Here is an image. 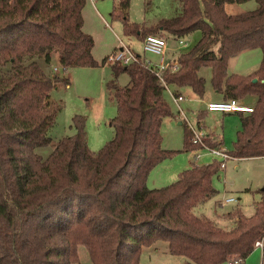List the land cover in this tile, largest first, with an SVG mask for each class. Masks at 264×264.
I'll return each mask as SVG.
<instances>
[{
	"label": "trees",
	"instance_id": "16d2710c",
	"mask_svg": "<svg viewBox=\"0 0 264 264\" xmlns=\"http://www.w3.org/2000/svg\"><path fill=\"white\" fill-rule=\"evenodd\" d=\"M180 1L179 15L147 27L128 23L130 0H122L125 33L168 41L201 31L196 45L178 57V71L165 72L164 81L190 87L203 99L206 81L200 72L210 68L212 86L224 100L256 97L254 112L240 115L242 130L230 154L264 157V0L239 14L226 6L251 0ZM86 3L0 0V71L7 72L0 75V264H78L79 246L87 248L92 264H141L143 249L158 241L188 264L245 261L264 239V201L252 217L230 214L234 225L228 230L193 213L217 194L213 178L220 162L195 165L168 186L148 187L151 171L178 152L162 147L163 122L174 115L163 97L165 84L143 63L110 65L107 88L118 115L111 121L115 137L102 150H90L86 119L76 115L74 135L61 139L47 159L36 153L52 143L48 132L56 109L49 99L62 78L59 69L47 74L35 59L50 64L58 54L64 70L107 65V58L95 60L94 39L84 31ZM254 47L263 52L260 67L249 75L229 74L230 59ZM124 73L130 84L120 87ZM183 123L185 149L198 151Z\"/></svg>",
	"mask_w": 264,
	"mask_h": 264
},
{
	"label": "rangeland",
	"instance_id": "374dc122",
	"mask_svg": "<svg viewBox=\"0 0 264 264\" xmlns=\"http://www.w3.org/2000/svg\"><path fill=\"white\" fill-rule=\"evenodd\" d=\"M121 1L87 0L83 10L84 31L94 39L92 53L95 60L102 63L118 48L119 40H122L143 60L159 64L161 61L159 56L145 53L141 40L137 36L125 33V20L119 9ZM257 7V2L251 0L241 4H229L226 8L230 14H239L253 11ZM181 12L182 3L180 0H130L126 17L129 24L150 27L162 19L175 17ZM201 37V31L183 37L182 40L188 44L185 47L179 45L178 39H168L169 52L171 53L167 54L166 60L169 61L173 56L179 57L180 54L189 51ZM214 49H218V44L214 46ZM35 60L47 74H51L54 68H58L57 74L62 78V81L57 83L51 92L49 99L51 109H56L55 124L48 132L52 143L45 147H38L36 153L43 159H47L61 139L74 135L73 118L76 115L86 119L88 146L92 152L98 153L115 137L111 121L118 115V107L116 102L111 100L107 88V83L113 78L111 66L107 64L95 68L73 67L64 70L58 54L53 57L50 64H47L44 58L37 57ZM262 60V49L254 47L232 57L229 61L228 73L248 75L260 67ZM10 67L11 65H7V69ZM6 74L7 72L0 71V75ZM200 75L206 81L205 97L203 99L197 97L190 87L179 88L186 98L184 102L180 103V107L194 127H198V122L202 121L204 131L210 136V139L217 137L223 141V148L234 152L238 133L242 130L241 116L235 113H207V103L222 100L223 97L212 86L210 68H203ZM66 81H69V86ZM117 82L120 87H126L130 84V77L124 73ZM175 88L177 87L169 86L172 92L175 91ZM163 97L174 116L166 118L163 122L161 128L162 147L165 150L178 153L167 159L162 167L152 173L149 186L155 183L159 188L177 181L180 174L189 170L193 163L208 165L213 160L212 156L203 151H199L202 157L200 160H196L198 152L185 149L186 125L178 119V107L173 103L168 90H165ZM255 101L256 97L254 96L240 100L249 106H254ZM179 122L182 124L179 125ZM165 167H168L172 175L164 180H159L158 174L161 168ZM213 187L217 194L197 204L193 208L195 215L210 219L219 227L227 230L234 225V218L229 217L230 214L254 216L257 206L264 201V157L228 161L226 168L221 169L214 176ZM231 198L235 201L223 205L226 199ZM261 241L264 242V239ZM256 250L257 253L254 251L243 264H264V251L260 248ZM187 262L185 257L171 254L168 243L165 241H158L153 246L144 248L141 255V264H188ZM78 264H92L85 246H79Z\"/></svg>",
	"mask_w": 264,
	"mask_h": 264
},
{
	"label": "built area",
	"instance_id": "2783aa9c",
	"mask_svg": "<svg viewBox=\"0 0 264 264\" xmlns=\"http://www.w3.org/2000/svg\"><path fill=\"white\" fill-rule=\"evenodd\" d=\"M143 50L145 53H150L157 55L161 58L159 64H154L152 61L143 60L142 57L137 54L129 45H126L122 40H119L118 48L107 57V64H115L120 63L125 66L133 64V63H143L144 66L149 68L152 72H154L165 84L166 89L170 93L173 103L178 107V119L185 122L190 130L193 132V144L198 146V154L196 155V160H200L202 155L199 151L206 152L208 155H211L216 158L218 162H220L221 169L226 168V163L230 160H234L230 152L223 148V146L212 147L208 144V140H210V136L205 133L202 124L200 123L198 127H194L189 121L187 116L185 115L184 110L180 107V103L184 102L186 98L181 94H176L169 89V86L166 85L163 75L165 72L169 71L171 73L178 71L179 63L178 59L173 62H168L166 60L169 45L168 41L160 36L156 35H148L143 41ZM180 46H187L188 44L181 39H179ZM55 71L58 68H54ZM207 110L213 113H224V114H251L254 112V106L245 105L242 102L232 99V100H223L221 102H209L207 103ZM233 198L226 199L223 202V205L234 202ZM263 249L264 242L258 241L255 244V249ZM244 260L239 258L231 259L227 264H243Z\"/></svg>",
	"mask_w": 264,
	"mask_h": 264
},
{
	"label": "crops",
	"instance_id": "0c3cea01",
	"mask_svg": "<svg viewBox=\"0 0 264 264\" xmlns=\"http://www.w3.org/2000/svg\"><path fill=\"white\" fill-rule=\"evenodd\" d=\"M228 6V5H227ZM226 6V7H227ZM227 9V8H226ZM141 42H142V40H141ZM168 45H169V43H168ZM251 49H253V48H251ZM250 49H247V50H245V51H243V52H241L240 54H242V53H244V52H246V51H249ZM170 51V50H169ZM168 51V53H171V52H169ZM137 53V52H136ZM138 54V53H137ZM172 55V54H171ZM178 57L177 56H173L172 57V59H169V61L168 62H173L174 60H176ZM110 65V64H109ZM255 72V71H254ZM253 73V72H252ZM251 74V73H250ZM249 75V74H248ZM70 85V84H69ZM69 85H67V86H69ZM175 93H179V94H181L182 95V93L180 92V89L179 88H175V91H174ZM222 95V94H221ZM222 97H223V99L222 100H219V101H213V102H221V101H223L224 100V96L222 95ZM207 113H209V111L207 110ZM211 113H213V112H211ZM218 113H221V112H218ZM232 114V113H231ZM234 114V113H233ZM236 114V113H235ZM238 114H240V113H238ZM202 115V114H201ZM241 115V114H240ZM201 119V118H200ZM199 124L201 123L202 124V121H199L198 122ZM182 123L181 122H179V125H181ZM211 136H212V134H211ZM213 139H215V140H217L218 142H223L222 140H220V139H218L217 137H213ZM196 152H198V151H196ZM198 154V153H197ZM208 155V154H207ZM209 156H211V155H209ZM213 157V156H212ZM216 160V158L215 157H213V160H211L209 163H212L213 161H215ZM166 161V160H165ZM165 161H163V162H161L160 164H158L152 171H151V173H150V175H149V177H148V181H147V185H148V187L150 188V189H159V186H157L155 183H154V185H152V186H149V183H150V178H151V175H152V173L156 170V169H159L160 167H162L163 165H164V163H165ZM195 165H198V166H201V164H195V163H193L192 164V166L190 167V169L191 168H193V166H195ZM172 174H170V172H169V169H168V167H165V168H161V171L159 172V174H158V179L159 180H164V178H167V177H170ZM157 179V180H158ZM263 251H264V248L262 249ZM255 253H257V250L255 249Z\"/></svg>",
	"mask_w": 264,
	"mask_h": 264
},
{
	"label": "water",
	"instance_id": "95a60500",
	"mask_svg": "<svg viewBox=\"0 0 264 264\" xmlns=\"http://www.w3.org/2000/svg\"><path fill=\"white\" fill-rule=\"evenodd\" d=\"M254 82H257V79H255Z\"/></svg>",
	"mask_w": 264,
	"mask_h": 264
}]
</instances>
